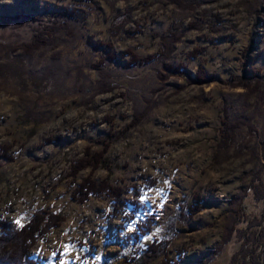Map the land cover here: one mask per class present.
Segmentation results:
<instances>
[{
	"label": "rangeland",
	"instance_id": "374dc122",
	"mask_svg": "<svg viewBox=\"0 0 264 264\" xmlns=\"http://www.w3.org/2000/svg\"><path fill=\"white\" fill-rule=\"evenodd\" d=\"M59 11L73 19L57 26ZM198 68L217 80L192 83ZM240 75L261 89L231 88ZM222 121L242 125L227 149ZM0 147V220L62 217L28 250L36 264H134L161 238L177 264L248 263L239 232L264 225L251 181L264 184V1L0 0ZM87 153L94 167L73 178ZM86 177L123 193L72 201ZM136 198L145 210L128 222ZM196 203L195 215L179 205Z\"/></svg>",
	"mask_w": 264,
	"mask_h": 264
},
{
	"label": "trees",
	"instance_id": "16d2710c",
	"mask_svg": "<svg viewBox=\"0 0 264 264\" xmlns=\"http://www.w3.org/2000/svg\"><path fill=\"white\" fill-rule=\"evenodd\" d=\"M56 16L57 21L55 24H58L57 26H59V24H65V22L68 23L73 19L70 14L61 11H59ZM42 45L43 43L34 46L35 48L38 47L39 49ZM200 52L202 51L196 48L195 52L190 53L189 56L191 58H194V56ZM131 57L132 64H135L139 61V59L135 55L132 54ZM216 80L217 79L214 76L208 75L204 72V70L198 68L194 79L191 81L192 83L207 85V83H210L212 81L214 82ZM228 85L231 88L241 87L242 89L250 91L251 93H255L261 89L262 79L257 76L240 75L232 77ZM105 120L107 121L109 119L105 118ZM225 121H222V138L224 139V144L227 149L230 148L235 142V131L236 129L241 130L242 125L240 124L229 127L226 126ZM108 142H102L103 148H106L108 146ZM0 149L2 150V153L0 155H4L7 152V150L4 148L0 147ZM93 159L94 157L90 156L87 153L85 158L80 160L82 161V163L77 162L73 164L69 174L72 175L74 178L76 176V173L79 172L81 169L89 166L94 167V164H91V162L89 161ZM259 178V172L251 178V181H253V183L255 181L258 182V185L252 187V191L253 195H255L256 198L264 199V193L262 192L264 191V184L261 183ZM156 185L157 182L155 181V179H149L143 184V186H141L140 190L136 192L137 197L142 196L144 191L148 192L151 187ZM122 193L123 190L118 187H114L107 181L94 182L90 178L86 177L81 181V183L77 185L74 193L70 197L72 201H75L77 203H83L91 196L97 194H105L106 196L111 197L113 201H116L121 197ZM195 200L198 201L199 197L195 196ZM128 204L130 205L131 210L127 215L125 214V217L128 222H132L135 219V214L138 213V211H144L145 206L140 202L139 198L129 201ZM179 205L182 212H188V214L190 215H195L201 211V207H199L197 203L189 205L187 210H184L185 206H182L181 204ZM181 214H178L179 217L182 216ZM156 220V213L154 211L145 214L143 221L139 222L136 226V231H138L137 238L139 239L147 235V233L150 231V227L155 224ZM183 220L184 222L186 221L185 218ZM261 220L264 222V219ZM61 221L62 217L57 213L48 214L44 211L35 212L33 217L29 219L28 222L24 223L23 226H17L13 222L7 223L3 220H0V264H36V261L29 258V255L27 254L28 250L32 249V247L37 243V239L42 236H46L50 232L51 228L59 224ZM257 223L260 224L261 222L258 220ZM232 231H237V229L233 228L231 232ZM239 234L241 240H243L240 246L241 250L239 252V255L241 256V261H243L244 258L248 257V263L244 261L245 264H264V250L262 252H256L257 247L255 248V246L260 244L263 245L264 248V225L260 229H254L252 222H249L248 220L246 227L243 229V231H240ZM249 243L253 245V248L248 249L247 245H249ZM168 245L169 240L166 238L151 241L146 247V250L140 251V253L137 254V256H135L134 258H132L131 261H133L134 264H145L148 261H154V259L161 257L162 261L160 264H177L176 259H167L166 255L168 254ZM237 257L238 255L236 254L234 259Z\"/></svg>",
	"mask_w": 264,
	"mask_h": 264
},
{
	"label": "snow or ice",
	"instance_id": "6c2138e0",
	"mask_svg": "<svg viewBox=\"0 0 264 264\" xmlns=\"http://www.w3.org/2000/svg\"><path fill=\"white\" fill-rule=\"evenodd\" d=\"M147 196H148L147 191H144L143 194H142V196H141V202H144L147 199ZM16 223L17 224H20V221L17 220ZM71 248H74V245H68V244L64 245V252L61 253V255H65ZM97 259H99V257H97ZM60 264H66V262L63 261V260H61Z\"/></svg>",
	"mask_w": 264,
	"mask_h": 264
}]
</instances>
